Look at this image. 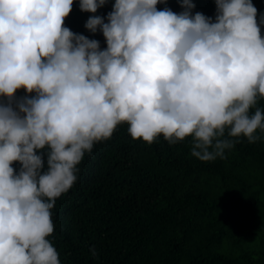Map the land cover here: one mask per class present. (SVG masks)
<instances>
[{
	"label": "clouds",
	"instance_id": "obj_1",
	"mask_svg": "<svg viewBox=\"0 0 264 264\" xmlns=\"http://www.w3.org/2000/svg\"><path fill=\"white\" fill-rule=\"evenodd\" d=\"M75 2L0 0V264H60L51 210L119 126L149 145L191 138L203 162L264 132V17L252 0H215V21L192 0L179 14L158 10L168 0H115L107 23L95 14L109 0H79L104 50L65 26Z\"/></svg>",
	"mask_w": 264,
	"mask_h": 264
},
{
	"label": "trees",
	"instance_id": "obj_2",
	"mask_svg": "<svg viewBox=\"0 0 264 264\" xmlns=\"http://www.w3.org/2000/svg\"><path fill=\"white\" fill-rule=\"evenodd\" d=\"M192 2L193 14L215 21V0ZM114 3L95 15L107 23ZM252 3L259 22L264 0ZM165 7L184 10L178 0L157 6ZM92 15L76 0L65 26L104 50L103 33L85 27ZM256 107L264 110V98ZM256 135L255 143L241 137L225 159L203 162L191 155V138L170 145L161 136L149 145L133 140L127 124L119 126L85 153L76 183L51 210L48 239L60 264H264V132ZM44 163L47 170L46 151ZM13 167L18 173L21 165Z\"/></svg>",
	"mask_w": 264,
	"mask_h": 264
}]
</instances>
